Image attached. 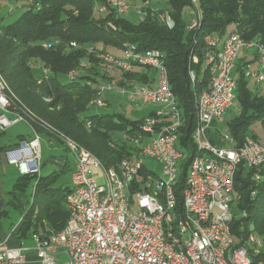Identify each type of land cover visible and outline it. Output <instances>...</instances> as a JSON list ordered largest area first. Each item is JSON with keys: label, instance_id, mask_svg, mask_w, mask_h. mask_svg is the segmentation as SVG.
<instances>
[{"label": "trees", "instance_id": "1", "mask_svg": "<svg viewBox=\"0 0 264 264\" xmlns=\"http://www.w3.org/2000/svg\"><path fill=\"white\" fill-rule=\"evenodd\" d=\"M165 2L167 8L156 9L154 15L146 11L145 19L135 25L117 13L112 0H25L19 8L16 6L21 14L11 24H6L0 14V72L17 97L12 109L33 113L30 126L34 131L63 144L64 140H71L106 167H113L131 155L134 147L124 137L130 139L138 132L145 118L133 120L119 112L98 111L92 102L103 85L115 82L134 89L148 84L149 77L142 74V70L155 71L136 67L126 73L100 55L117 58L126 49L163 54L171 90L183 113L182 127L185 128L181 145L189 153L181 162L175 188L181 209V192L196 155L191 133L197 127V98L210 81L207 55L217 51L207 45L206 38L222 39L235 32L246 42L264 45V0ZM98 4L107 5L108 11L100 13L96 9ZM195 8L199 10L200 23L196 30L190 31V14ZM160 14L169 16L172 26L160 21ZM35 62L47 73L35 69ZM246 66L236 67L233 73L237 80L239 111L228 117L225 125L237 145L246 137L259 141L252 129L255 123L264 128V94L251 89L250 81L244 76ZM109 68L111 74L108 75ZM191 72L195 73L194 81ZM149 117L156 119L157 127L172 122L169 117H156L155 112ZM28 138L20 136L16 143L1 150L6 153ZM60 176V172L55 171L49 175H20L15 181L9 194L35 190L18 226L17 235L21 239L34 235L49 237L66 227L70 217L66 203L70 186L57 188ZM9 205V202L0 203V221L9 216ZM231 213L236 246L243 245L250 234L264 235V164L257 168L244 163L239 165ZM252 263L264 264V247L252 256Z\"/></svg>", "mask_w": 264, "mask_h": 264}, {"label": "built area", "instance_id": "2", "mask_svg": "<svg viewBox=\"0 0 264 264\" xmlns=\"http://www.w3.org/2000/svg\"><path fill=\"white\" fill-rule=\"evenodd\" d=\"M111 5L121 16L129 10L120 0H112ZM96 7L100 13L108 11L107 5ZM194 11L190 31L196 30L200 23L199 10ZM144 19L142 15L141 20ZM159 19L172 26L169 16L160 14ZM206 43L217 51L207 55L210 81L197 98V127L191 133L196 155L181 192L182 208L178 207L180 198L175 188L181 162L189 153L181 145L183 113L171 90L163 54L126 49L117 58L100 55L126 73L136 67L154 70L157 85L132 89L115 82L106 84L99 88L94 106L107 108L105 93L121 91L131 102L158 106L154 111L156 117H169L172 122L157 127L154 117H146L138 132L130 139L124 137L134 147L131 155L113 167H106L73 141L64 140L66 149L76 158L66 197L70 210L66 227L49 237L34 235L35 263L29 260L28 249L10 248L0 242V264H62L61 255L65 256L63 264H253L252 256L264 247V238L250 234L243 245L236 246L231 231V203L239 165L244 163L252 168L263 165L264 143L246 137L237 145L229 133L219 136L216 142L212 134L236 97L237 80L233 73L241 52L254 51L264 69V45L246 42L235 32L228 33L223 40L208 36ZM190 75L194 81L195 73ZM244 76L256 84L264 82L259 70L246 68ZM13 100L17 97L0 72V131L22 121L30 124L34 119L29 110L14 111ZM207 152L212 156H206ZM5 158L22 176L40 175L39 134L35 131L33 137L7 150ZM148 160L160 164V175L147 166ZM251 245L253 249H249Z\"/></svg>", "mask_w": 264, "mask_h": 264}, {"label": "rangeland", "instance_id": "3", "mask_svg": "<svg viewBox=\"0 0 264 264\" xmlns=\"http://www.w3.org/2000/svg\"><path fill=\"white\" fill-rule=\"evenodd\" d=\"M17 1L18 2H16V0H1L0 1V14L2 17H5L6 24H11L21 14L20 13L21 10L17 11V9L15 8H17L16 6H18L19 8V6H21V3H25V0H17ZM120 1L125 2L129 6V10L127 14L124 15V17H126L129 21H131L135 25L140 23L141 16L146 15L145 13L146 11L149 10L154 15L155 14L154 11H156V9H165L168 7L165 0H146V1L120 0ZM194 16H195V11L193 9L190 14V19L193 18ZM224 38L225 36L221 40H223ZM33 65L35 66V69H41L43 74L47 73V70H45L41 64H38V62H35ZM110 70L111 69L109 68L106 71L108 75L111 74ZM263 75H264V72H263ZM261 84L262 85L260 89H264V82H262ZM250 87L253 91H255L256 87L253 81H250ZM103 98L105 102H107V108H98V111H106V112H111V113L119 112L121 114H128L129 112L135 110L132 108L137 107L138 105L137 103H139L138 101L131 102L128 98V95L121 93V91H115V90L107 91ZM238 103L239 102L237 98L235 97L233 101V105L231 109L229 110V112L227 113L225 120L226 119L228 120V117H230L235 112L238 113L239 111ZM147 107H150V106H147ZM252 129H254L255 132H259L260 129H262V125L259 123H255L252 126ZM217 130H218L219 135L229 133L227 127L223 124H220L219 127H217ZM30 134H33V132H32V128L30 127L29 123H27L26 121L18 122L12 125L11 127H9L6 131H0V146H4L8 144L11 145L12 143L18 140L19 136L25 135V137H28L30 136ZM41 137H42V143H43V148H44L43 141L46 140V137H44V135H42ZM57 145L55 147V150H60V151H56L57 153L55 156L58 159H61L62 156H68L70 158V167H69L70 169L69 170L67 169L68 171H66L65 173H61V176L58 178V181L55 185L57 188H60L61 186L66 187L67 184L71 183V177L73 173L72 170L74 169L72 167H76L75 166L76 159L74 156L72 157L70 155L69 151L65 147V144L62 143V144H57ZM2 148L3 147H0V150ZM2 151L3 150H1V153H0V198H1L0 203L2 201H3V204H6L7 202H9L11 203V205H9L7 208L9 212V216L6 219L1 220V223L3 225L4 230L8 233H11L19 225L22 215H24L27 212L30 206L29 199L30 197H32L35 190L31 192V189H30L25 194L24 193H16L15 195H12L11 193L9 194V192L12 190L14 182L16 181V178L18 177V171L16 167L11 166L7 163L5 159V154L2 153ZM205 155L210 156V157L212 156V154L208 152ZM47 159L49 158L46 155V153H44V161ZM146 164L151 170L155 171L158 175L161 174V166L157 161L148 160ZM55 168L57 167L53 168L52 166H42V170H41L42 175L49 174V172H52L58 169V168L57 169ZM250 228L253 229V226H251ZM256 236L258 239L264 238V235L261 236V235L256 234ZM26 244L35 245V242L32 238L29 237L26 240ZM60 261L62 264L65 262L64 255L60 256Z\"/></svg>", "mask_w": 264, "mask_h": 264}, {"label": "crops", "instance_id": "4", "mask_svg": "<svg viewBox=\"0 0 264 264\" xmlns=\"http://www.w3.org/2000/svg\"><path fill=\"white\" fill-rule=\"evenodd\" d=\"M244 64H247L246 68H250L252 70H259L262 73L264 72V69H262L260 67L257 54L254 51H252V50H244V51L241 52L240 57H239V60L237 62V67H240V66H242ZM141 73L144 74V75H147L149 77V80L147 82L148 84H146V85L153 86V87H155L157 85V75H156L155 72H151V71L149 72L147 70H142ZM261 85L262 84H256L255 83V87H256L255 91H258L261 94H264V89H260ZM109 106H110V104H109ZM132 109H135V110H133V111H131L128 114H125V115L128 118H130V119L137 120V119H141L143 117L144 118L148 117L151 112L156 111L157 109H159V107H156V106L155 107L154 106L147 107V106H144V105L143 106L142 105L140 106V104H138L137 107L132 108ZM225 117H226V115H225ZM225 117H224V120L222 122H219L218 123L217 127H219L220 124L226 125L227 119L225 120ZM217 127L215 129V132L216 133L214 132L212 134L213 139L216 142H218L219 136L222 135V134H220V135L218 134ZM32 132H33V134H30V136H28L29 138L30 137H33L35 135V131H34L33 128H32ZM253 132L258 136L259 141L262 142V143H264V128L262 127V129H260V131H259L260 133L259 132H255L254 129H253ZM42 135H44V134H39L40 141H41V149H42V166H52L53 168L54 167H57L58 168V169L55 168L57 170H54L52 172H49V174H52L55 171H59L60 174L61 173H65L66 171H68L70 169L69 168L70 167V158L68 156H62L61 159H58L55 156L56 153H57L56 151H60V150H55L56 145L57 144H62V143H60L57 140H55V138H52V137L47 136V135H44V137H46V140L43 141L44 142V148H43L42 137H41ZM22 136H25V135H22ZM16 142H14V143H16ZM14 143H12V144H14ZM9 145L10 144L4 145V146H0V147H3L4 148V147L9 146ZM0 153H1V151H0ZM2 153H4V151H2ZM44 153H46V155L49 158V159H47L45 161H44ZM70 155L72 157L74 156L72 153H70ZM9 165H11V164H9ZM11 166L16 167L15 165H11ZM75 166H76V161H75ZM72 168L75 169V167H72ZM16 169H17V167H16ZM74 169L72 170V172L74 171ZM17 171H18V169H17ZM49 174H46V175H49ZM20 175L21 174L18 171V177ZM17 178H16V180H17ZM71 185H72V177H71V183L70 184H67V186H71ZM21 222H22V218H21L18 226H20ZM18 226L16 227V229H14V231H12L11 233H8V232H6L4 230L3 225H2V223L0 221V242L5 243L6 246H8L10 248L23 247L25 249H28V251H27L28 258H29L30 261H33L34 262L36 260V254H35L36 243H35V245H27L26 244V240L28 238L27 239H21L17 235ZM32 239L34 240V238H32Z\"/></svg>", "mask_w": 264, "mask_h": 264}]
</instances>
